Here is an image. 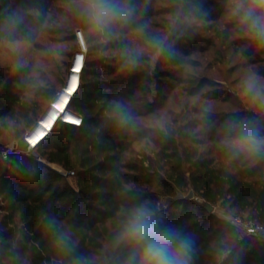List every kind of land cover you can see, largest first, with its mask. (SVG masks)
<instances>
[{
    "label": "trees",
    "instance_id": "1",
    "mask_svg": "<svg viewBox=\"0 0 264 264\" xmlns=\"http://www.w3.org/2000/svg\"><path fill=\"white\" fill-rule=\"evenodd\" d=\"M136 2L140 4L139 0ZM163 2L159 13L170 18L176 0ZM197 3L206 14L204 23H209L210 27L222 23L227 13V0H197ZM66 4L67 0H0V11L6 8L39 10L51 28L42 27V31L64 34L68 29L61 25L59 14L61 6ZM152 15L151 10L144 11L145 18L141 22L146 23ZM166 23L162 27L164 31L170 21ZM225 24L227 28L220 37L228 42L231 37L228 28L239 25L236 21ZM199 41L194 27L176 38L175 47L180 53L177 60L159 59L154 72L158 90L162 88L163 78L173 77L163 68L180 65L181 57L189 55ZM87 49L80 86L69 104V111L81 117V126L59 123L48 139L35 149L53 147L44 158L53 167L75 172L77 187L73 188L63 176L41 163L14 154H10L7 161L0 158V264H71L75 255L93 264H110L109 251L117 212L132 202L133 197L158 205L157 188L168 197L190 188L203 202L204 208L187 199L176 201L167 209L166 219L196 238L192 264H217L216 248L235 228L214 218L206 204L219 205L235 215L248 214L249 219L264 225L261 166L264 159L225 161L216 145L210 144L208 150L200 148L205 142L197 138L203 136L202 133H193L195 126H168L167 133L149 130L142 138L152 145L153 152L136 153L131 141L133 130L118 127L107 112L111 101L120 100L117 92L98 82L93 70L97 63L88 61L101 50L97 47ZM113 49L110 45L106 51ZM62 56L68 57V54ZM144 60L149 61L147 57ZM65 68L64 64L50 70L52 77H46V84L35 91L28 89L31 82L25 83L24 71L0 70L2 147L7 139L22 138L42 115L49 101L57 96ZM152 81V78L147 79L148 84ZM188 82L195 86V80ZM204 84L203 81L190 88L189 95L198 96ZM121 101L126 102V99ZM133 112L137 117L145 116L144 112ZM252 117L264 120L259 113ZM226 119L220 122L221 129ZM53 222L59 232L70 235L74 243L71 254L57 245ZM236 253L240 264H264V243L252 244L244 239L237 243Z\"/></svg>",
    "mask_w": 264,
    "mask_h": 264
},
{
    "label": "clouds",
    "instance_id": "2",
    "mask_svg": "<svg viewBox=\"0 0 264 264\" xmlns=\"http://www.w3.org/2000/svg\"><path fill=\"white\" fill-rule=\"evenodd\" d=\"M67 9L79 22L78 43L97 47L102 52L114 46L113 55L118 56L128 71L141 68L147 57L149 61L163 59L175 62L180 53L175 47L176 38L193 25L204 22L206 15L197 0H176V8L170 17L167 31L151 32L147 23H142L146 9L136 0H67ZM228 15L241 31L249 35L259 46L264 47V0H227ZM47 21L36 9H10L0 11V48L15 55L13 68L24 69L28 61L24 53L31 49L39 38ZM137 38L143 46L137 43ZM50 51H53L50 49ZM58 54V52H57ZM35 73V70H34ZM29 83V81H25ZM38 78L31 82L35 87ZM243 94L250 98L258 112L264 113V78L255 73L242 81ZM59 100V96L56 97ZM107 112L111 121L125 130H134L141 121L130 104L113 100ZM160 131L167 133L164 121L158 122ZM220 146L228 161L241 158L264 159V128L259 119L230 115L225 120ZM224 220L235 231L221 239L216 248L217 264H240L236 253L237 243L243 240V227L232 213ZM57 245L71 254L74 243L66 232H59L53 222ZM248 232L256 229L248 227ZM196 238L169 222L159 208L150 201L133 197L132 202L120 208L109 251L110 264H192ZM71 264H93L80 256H72Z\"/></svg>",
    "mask_w": 264,
    "mask_h": 264
},
{
    "label": "rangeland",
    "instance_id": "3",
    "mask_svg": "<svg viewBox=\"0 0 264 264\" xmlns=\"http://www.w3.org/2000/svg\"><path fill=\"white\" fill-rule=\"evenodd\" d=\"M139 1L142 9L145 8L146 11L151 10L153 12V17L148 18L146 22L149 26V31L163 32L164 29L162 27L167 25V21H170L168 15L159 13L160 9L164 7L163 0ZM61 9L62 12L59 14L61 25L66 27L68 31L64 34L42 31L37 42L23 55V59H26L28 64L19 71L26 73V79L29 82H32L34 76L39 80L35 87H32L31 84L29 85L28 89L30 90L35 91L39 86L45 85L44 79L52 77L50 70L58 69L65 64V74L57 89L58 94L65 86L69 75L68 70L71 68L74 57L83 53L86 56L88 49L86 48V51H83L81 44L77 42L79 22L68 11L67 4L61 6ZM144 18L143 16L142 19ZM226 21L235 22L228 15V12L222 23H217L212 27H210L209 23L204 22L192 26L196 29L200 43L196 45L189 55L181 57L180 65L177 67L165 66L163 68L164 72H168V74L170 72L173 77L162 79L161 90L157 89V84L153 78L159 58L145 62L141 68L133 71H128L122 67L121 60L118 56L113 55L112 50L98 51L88 58L89 62L96 61L97 63L93 70L97 75L96 79L98 82L111 86L112 90H114L113 92H117L118 99H126V103L131 105L132 110L145 113L144 117H139L141 121L139 127L132 131L131 141L136 153L153 152L152 145L143 139L142 135L144 136L147 131L160 130L158 122L164 121L165 127L195 126L193 133H202L203 136H198L197 138L205 142L200 148L208 150L210 144H214L217 149H220L219 153L222 159L228 161L224 150L220 146V141L224 134V128L221 129L220 122L230 115H239L241 118L251 119H254L252 117L254 113L264 116V113L256 110L250 98L243 94L242 89V81L248 74L255 73L259 77L264 78V47L259 46L249 35L241 31L240 26L237 25L233 28H228L231 37L228 42H223L220 36L227 28ZM137 43L143 46L140 38H137ZM50 49L53 51H50ZM63 54H68V57H63ZM14 60L15 55L13 53L0 48L1 71H18L13 68ZM48 74L50 75L48 76ZM148 78L153 80L149 84L147 82ZM190 79L195 80V86L188 82ZM203 81L205 84L199 95L191 97L188 90L197 87ZM146 86H149V89H144ZM55 97L49 101L42 115L31 128L26 130L22 138L5 140L4 146L0 148L2 161H7L8 159V157L4 159L5 153L8 156L14 154L36 163H41L57 173L64 171L60 166V169L53 168L44 158V154L52 150L53 147L40 148L39 151L29 152L25 140L26 134L40 120ZM54 103L55 105L65 106L63 95ZM260 121L261 127L264 128V120ZM211 139H214L212 143L209 141ZM261 166L264 179V160ZM64 180L68 181L73 188L77 187L75 177L65 178ZM155 191L159 199V208L165 217L167 209L179 200L187 199L204 208L203 202L194 196L190 188L184 192L177 193L175 197L165 196L158 188ZM226 213L234 214L232 211L217 205L213 207L211 215L217 220L226 222L223 218ZM235 216L241 219H249L248 214ZM250 241L252 244L257 242Z\"/></svg>",
    "mask_w": 264,
    "mask_h": 264
},
{
    "label": "bare ground",
    "instance_id": "4",
    "mask_svg": "<svg viewBox=\"0 0 264 264\" xmlns=\"http://www.w3.org/2000/svg\"><path fill=\"white\" fill-rule=\"evenodd\" d=\"M84 64V53L78 54L73 65L74 70L71 73L67 86L65 87V89L63 88L64 92L62 95L64 97L65 106L54 105V107L48 113L42 126L33 131V133H31V135L27 137L28 142L29 144H31L32 147H39L43 142H45L59 123H63L72 127H78V125L82 122L80 116L73 114V112L69 111V104L71 102V99L79 89L80 75L85 66ZM54 102L55 101H53L52 103ZM73 120H77L79 121V123H73ZM53 168L60 169L59 166H54Z\"/></svg>",
    "mask_w": 264,
    "mask_h": 264
},
{
    "label": "built area",
    "instance_id": "5",
    "mask_svg": "<svg viewBox=\"0 0 264 264\" xmlns=\"http://www.w3.org/2000/svg\"><path fill=\"white\" fill-rule=\"evenodd\" d=\"M82 49H83V51H86V48L82 47ZM73 70H74V68H70V71L73 72ZM80 78H81V75H80ZM25 140H26L27 150L29 152L34 151L37 148V147H32L31 144H29L27 138H25ZM3 157H4V159H7L8 154L5 153ZM58 174H60L64 178H73V177H75V172H73V171L64 170L63 172H58ZM237 218H239V217H237ZM239 220H240L241 225L243 226L240 229V232H241V235L243 236V239L253 240V241H257V242H264V225L259 224L256 221L251 220V219H241V218H239ZM248 227L254 228V229H256V231L255 232H248L246 230Z\"/></svg>",
    "mask_w": 264,
    "mask_h": 264
},
{
    "label": "water",
    "instance_id": "6",
    "mask_svg": "<svg viewBox=\"0 0 264 264\" xmlns=\"http://www.w3.org/2000/svg\"><path fill=\"white\" fill-rule=\"evenodd\" d=\"M81 45H82L83 48H85L83 44H81ZM75 59H76V56H75L74 59L72 60L71 68H73V65H74V63H75ZM71 73H72V71L69 72V75H68V77H67V80H66V83H65L64 89H65V87L67 86V83H68V81H69V78H70V76H71ZM64 89L60 90V91L58 92L57 96L62 95L63 92H64ZM57 96H56V97H57ZM53 101H56V98H55ZM54 105H55V103H52V104L48 107V109H47L46 112L43 114V116L40 118V120L36 123V125H35V126H34V127H33V128L27 133V134H26V137H25V138H27L29 135H31V133H33V131H35L36 129H38V128H40V127L42 126L44 120L46 119L48 113L51 111V109L54 107ZM73 114H74V113H73ZM27 139H28V138H27ZM1 147H2V145L0 144V148H1ZM206 208H207V210H208L209 212H212V211H213V207H212L211 205H209V204H206Z\"/></svg>",
    "mask_w": 264,
    "mask_h": 264
},
{
    "label": "snow or ice",
    "instance_id": "7",
    "mask_svg": "<svg viewBox=\"0 0 264 264\" xmlns=\"http://www.w3.org/2000/svg\"><path fill=\"white\" fill-rule=\"evenodd\" d=\"M72 122L73 123H79V121H77V120H73ZM33 143H34V141H33Z\"/></svg>",
    "mask_w": 264,
    "mask_h": 264
}]
</instances>
